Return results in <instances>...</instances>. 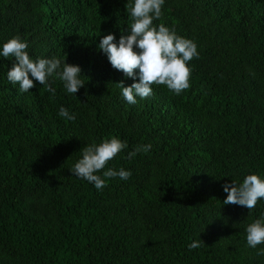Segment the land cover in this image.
Returning <instances> with one entry per match:
<instances>
[{"label":"trees","instance_id":"1","mask_svg":"<svg viewBox=\"0 0 264 264\" xmlns=\"http://www.w3.org/2000/svg\"><path fill=\"white\" fill-rule=\"evenodd\" d=\"M126 3L0 0V45L19 35L32 57L59 56L89 79L77 97L59 81L54 97L38 82L20 93L0 57V264H264L245 233L264 201L250 214L223 204L225 183L264 173V0H166L155 23L195 41L199 59L181 95L153 85L135 105L117 84L137 81L98 49L129 26ZM111 136L152 149L110 162L133 175L97 191L70 169Z\"/></svg>","mask_w":264,"mask_h":264},{"label":"clouds","instance_id":"2","mask_svg":"<svg viewBox=\"0 0 264 264\" xmlns=\"http://www.w3.org/2000/svg\"><path fill=\"white\" fill-rule=\"evenodd\" d=\"M165 2L127 0L125 8L129 26L121 32L119 39L112 33L103 35L98 45L113 69L137 81L127 87L123 81L117 84L122 99L129 105L152 98L155 94L153 85L165 86L176 96L190 87V64L199 59L198 45L179 35L175 28L163 22L155 23L162 20ZM29 48L28 41L19 35L0 45V57L14 61L7 71V80L14 87L18 85V92L27 94L38 82L54 97L56 88L53 85L59 81L67 95L77 97V93L88 84L80 66L70 65L59 56L32 57ZM58 115L66 121L76 120V115L63 106ZM128 148V142L118 136L93 141L80 151L81 156L70 171L74 177L92 184L97 191H103L110 181L117 178L128 181L133 175L124 167L109 166L110 162L124 152H127V159H135L139 154L149 153L152 145L140 144L133 151ZM223 191L227 197L223 201L225 206H241L250 214L258 203L264 201V173L248 174L242 181L231 180L223 185ZM245 233L247 246L257 250V255H264V247H258L264 245V212L246 225ZM199 247L201 239H190V252Z\"/></svg>","mask_w":264,"mask_h":264}]
</instances>
